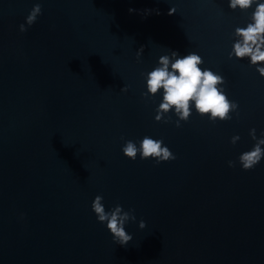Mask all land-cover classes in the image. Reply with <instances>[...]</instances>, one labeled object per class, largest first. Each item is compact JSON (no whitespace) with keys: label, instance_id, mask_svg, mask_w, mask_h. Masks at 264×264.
Listing matches in <instances>:
<instances>
[{"label":"water","instance_id":"obj_1","mask_svg":"<svg viewBox=\"0 0 264 264\" xmlns=\"http://www.w3.org/2000/svg\"><path fill=\"white\" fill-rule=\"evenodd\" d=\"M35 3L41 14L21 32ZM254 9L0 0V264H264V157L249 170L238 160L255 144L249 130L264 131V62L228 55ZM171 51H194L222 75L239 115L213 122L193 107L180 127L173 111L156 121L162 90L142 96V73ZM144 136L175 159L126 157L125 141ZM96 195L106 211L134 210L126 245L97 220Z\"/></svg>","mask_w":264,"mask_h":264},{"label":"clouds","instance_id":"obj_2","mask_svg":"<svg viewBox=\"0 0 264 264\" xmlns=\"http://www.w3.org/2000/svg\"><path fill=\"white\" fill-rule=\"evenodd\" d=\"M255 4V9L251 13V22L245 27H236L234 36L239 37L232 45L229 58L233 55L236 58L248 57L252 65H258V62H264V0H228V7L232 10L239 8L246 11ZM129 11H134L129 9ZM148 11V10H146ZM175 8L171 7L168 14L175 13ZM158 12V10H157ZM41 14L40 3H35L25 18V23L19 25V30L25 32V24L31 26ZM143 46L137 50L136 56L139 58L142 54ZM204 61L200 55L194 51L187 55L180 56L176 51H171L170 55H161L158 64L146 74L142 73L146 79V93L142 96L148 97L155 95L162 90V100L156 108V121L168 123L171 117L167 115L173 111L178 118L174 121L177 127H180V121H187L194 107L201 116L207 114L208 119L225 121L232 119V113L237 112L238 104L236 101L229 100L224 92L223 85L225 78L208 68H201ZM257 71L264 76V66H258ZM121 91H127L124 85ZM237 115L239 113L237 112ZM256 130L250 129L249 135L255 144L251 150L242 152L239 157V163L244 170L255 167L264 157V131L261 137H256ZM240 137L233 135L230 139L235 144ZM123 154L129 159L135 160L139 153L141 159L153 158L157 164L161 161L175 159V155L165 146L160 139H153L144 136L139 141V146L132 140H127L122 145ZM229 167H234V162L228 161ZM103 196L96 195L91 202V209L95 213L99 222L105 223L112 239L120 244L126 245L132 236L126 232L125 224L130 220H135L134 210H123L122 206L116 204L110 210H105ZM139 227L144 228L145 222L141 220Z\"/></svg>","mask_w":264,"mask_h":264}]
</instances>
